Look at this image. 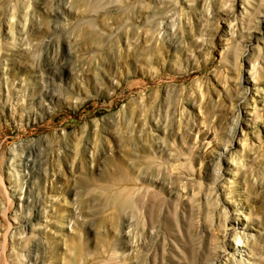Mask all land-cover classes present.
<instances>
[{"label":"rangeland","instance_id":"rangeland-1","mask_svg":"<svg viewBox=\"0 0 264 264\" xmlns=\"http://www.w3.org/2000/svg\"><path fill=\"white\" fill-rule=\"evenodd\" d=\"M0 264H264V0H0Z\"/></svg>","mask_w":264,"mask_h":264}]
</instances>
